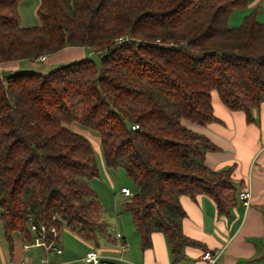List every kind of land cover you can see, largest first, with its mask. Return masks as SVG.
Listing matches in <instances>:
<instances>
[{"label": "trees", "instance_id": "trees-1", "mask_svg": "<svg viewBox=\"0 0 264 264\" xmlns=\"http://www.w3.org/2000/svg\"><path fill=\"white\" fill-rule=\"evenodd\" d=\"M21 0H0V64L36 61L66 46L99 54L47 72L0 74V220L34 241L31 223L64 228L93 243L110 237L92 185L105 164L136 184L123 203L141 234L162 231L173 261L194 243L184 234L180 195L211 196L220 215L237 203L233 166L215 170L205 153L217 146L183 123L217 120L212 92L245 112L264 100V23L255 11L237 26L228 19L249 0H40L39 23L20 25ZM138 125L137 127H133ZM52 236H49L51 239Z\"/></svg>", "mask_w": 264, "mask_h": 264}, {"label": "crops", "instance_id": "crops-1", "mask_svg": "<svg viewBox=\"0 0 264 264\" xmlns=\"http://www.w3.org/2000/svg\"><path fill=\"white\" fill-rule=\"evenodd\" d=\"M39 4L40 0L20 1V25L39 23ZM253 11L257 20L264 23V0H249L245 7L233 10L229 25H239ZM92 53L88 47L66 46L48 56L43 55L37 61L41 62L40 71L47 72L61 63L91 56ZM26 61L1 63L0 74L23 67L28 64ZM212 105L217 120L199 124L183 119V123L205 134L217 146V149L205 153V163L215 170L233 166L232 177L238 193L249 187L251 204L244 206L238 197L229 214L220 215L211 196L199 193L192 198L181 194L180 202L186 212L182 230L194 241L184 246L182 257L173 261L167 237L162 231H153L151 244L143 248L141 234L132 217L131 223L119 220L110 223L105 219L110 237L100 235L97 243L84 240L64 228L70 232L71 241L65 245L62 235L58 237L56 242L62 248L61 253L43 245L32 244L26 248L27 241L18 232L13 233V246L10 247L0 221V264H93L85 261L84 256L94 247L103 255V264H207L203 258L204 251L220 247H224L223 264H264V100L253 109L255 120L252 121L246 119L244 111L227 107L216 90L212 92ZM102 163L105 166L104 159ZM118 232L121 234L119 237Z\"/></svg>", "mask_w": 264, "mask_h": 264}, {"label": "rangeland", "instance_id": "rangeland-1", "mask_svg": "<svg viewBox=\"0 0 264 264\" xmlns=\"http://www.w3.org/2000/svg\"><path fill=\"white\" fill-rule=\"evenodd\" d=\"M91 57L97 63H99V54L93 52ZM26 63L28 64L23 65L21 69L40 71L41 62L36 60L34 62L26 61ZM69 126L71 129L87 136L95 149L100 175L99 177L92 179V185L97 191L104 207L102 211V217L110 223H117L118 220L124 223H131V214L122 206L126 197L120 191L123 186H127L131 189V191H134L136 189V184L133 182L132 178L128 175L124 168L118 167L116 169H108L106 164L103 166L102 160L104 158L100 137L95 130L79 123L74 125L71 124ZM61 235L65 245L68 244L69 240L71 241V239H69V236H71L70 232L67 230H63Z\"/></svg>", "mask_w": 264, "mask_h": 264}, {"label": "built area", "instance_id": "built-area-1", "mask_svg": "<svg viewBox=\"0 0 264 264\" xmlns=\"http://www.w3.org/2000/svg\"><path fill=\"white\" fill-rule=\"evenodd\" d=\"M42 57V56H41ZM138 125H134L133 127H137ZM121 192L126 196L130 197L133 192L131 189L127 186H123L121 188ZM239 198L241 199L244 206L248 207L251 204V197H252V191L251 189L244 188L241 189L238 193ZM30 229L34 234V241L32 243H26L25 247L28 248L32 244L36 245H43L45 247H52L55 249L58 253L62 252L61 246H59L56 242L57 240V228L52 226H46L45 224H37V223H31ZM52 236L51 239H49V236ZM117 236H121V234L118 232ZM224 252V247H220L218 249L213 250H206L203 253V258L207 261V264H223L222 263V255ZM84 260L93 264H103L104 259L103 255L101 254L100 250L96 247L90 249L84 256Z\"/></svg>", "mask_w": 264, "mask_h": 264}]
</instances>
